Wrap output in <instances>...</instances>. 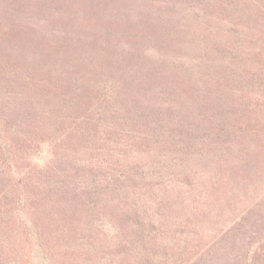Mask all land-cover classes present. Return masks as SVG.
Listing matches in <instances>:
<instances>
[{"label": "trees", "instance_id": "trees-1", "mask_svg": "<svg viewBox=\"0 0 264 264\" xmlns=\"http://www.w3.org/2000/svg\"><path fill=\"white\" fill-rule=\"evenodd\" d=\"M0 264H264V0H0Z\"/></svg>", "mask_w": 264, "mask_h": 264}]
</instances>
